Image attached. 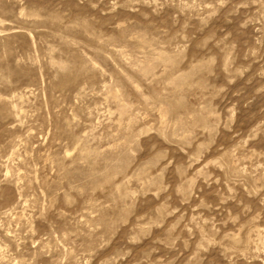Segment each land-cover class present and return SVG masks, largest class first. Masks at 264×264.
I'll use <instances>...</instances> for the list:
<instances>
[{"label":"rangeland","instance_id":"374dc122","mask_svg":"<svg viewBox=\"0 0 264 264\" xmlns=\"http://www.w3.org/2000/svg\"><path fill=\"white\" fill-rule=\"evenodd\" d=\"M0 264H264V0H0Z\"/></svg>","mask_w":264,"mask_h":264}]
</instances>
